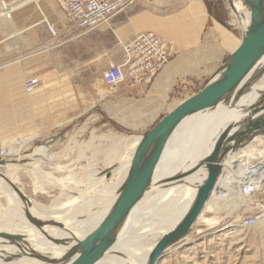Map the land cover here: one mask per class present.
Wrapping results in <instances>:
<instances>
[{"label": "crops", "instance_id": "0c3cea01", "mask_svg": "<svg viewBox=\"0 0 264 264\" xmlns=\"http://www.w3.org/2000/svg\"><path fill=\"white\" fill-rule=\"evenodd\" d=\"M18 1H6L12 10L0 16V146L15 136L19 118L26 119L24 133L35 129L48 142L55 139L57 127L73 120H104L140 131L153 126L203 87L241 39L227 25L233 11L226 6L221 13L217 0H135L74 40L64 35L52 39L41 23V14L54 26V21L64 23L57 4L58 15L51 16L36 7L20 12L31 0ZM148 32L174 42L177 54L146 87L106 85L102 77L107 66L124 61L118 41ZM20 34L28 49L25 59H16ZM29 79L43 84L28 92L24 82Z\"/></svg>", "mask_w": 264, "mask_h": 264}, {"label": "bare ground", "instance_id": "6f19581e", "mask_svg": "<svg viewBox=\"0 0 264 264\" xmlns=\"http://www.w3.org/2000/svg\"><path fill=\"white\" fill-rule=\"evenodd\" d=\"M230 1L233 13L236 15L237 25L242 28L241 32H243L249 24L250 11L243 0ZM261 68H264V57L254 69L255 73ZM258 82L250 87L249 92L239 99L236 106L230 107L220 104L215 109L196 113L188 119L180 143L177 144V151L168 149L171 153L169 160L172 161L168 165L171 171L170 175H160L152 182L150 189L142 200L131 209L120 226L112 247L96 264L147 263L149 254L157 243L150 240L159 235L162 237L182 219L195 196L196 187L204 181L206 171L204 168H199L193 174L176 183L170 181L165 189H159L157 185L164 182L168 177L172 178L186 172L202 161L212 151L217 136L226 125L231 123L235 126L231 132L235 131L238 125H242V120L246 115H244L245 111H241V108L245 110L257 100L260 91L264 90V86L259 87ZM35 138L36 135L29 136L15 146L16 148H6L7 153L5 150L1 151H4L5 156L13 157L20 152L25 144ZM140 139L141 136L135 138L129 150L120 160L114 164H108L106 170L110 169V171L107 173L103 171L104 174L101 177H90L87 181L82 180L81 182L73 181V189L70 186H64L65 181H57L68 194L69 199L66 203L69 204H59L61 207H58L57 204L53 205L54 212L37 207L25 196L26 199L22 201L19 195L0 177V191L5 194V199H7L11 209L9 212L12 213L10 217H0V233L17 237L15 241L0 237V264H49L40 261L37 257H43L46 260H59L68 255L72 247L91 233L110 211L112 204L119 195ZM243 148L241 149L243 150ZM36 150L37 152H32L35 156L34 160L40 155L46 156L48 154L44 148ZM245 153L251 154L252 152L249 149ZM235 157V152H231L223 160L222 164L225 170H231ZM19 162V160L15 162L4 160L0 166L5 170V174L1 175L14 186L16 184L14 174L18 172L19 166H21ZM36 165L33 164L32 166L34 172L37 171L35 169H41L40 165L39 167ZM163 166L165 165H162V168ZM229 184L230 177L226 178L220 187L216 186L213 193L221 192L218 189L228 188ZM20 192L22 193L21 190ZM22 195L24 194L22 193ZM209 203L210 199L206 203L204 211L218 205V202L213 203V206H210ZM168 214L170 216H167ZM58 216L63 218L64 222L69 223L60 224V221L57 220L61 218ZM63 221L62 223H64ZM176 245H172L167 250Z\"/></svg>", "mask_w": 264, "mask_h": 264}, {"label": "rangeland", "instance_id": "374dc122", "mask_svg": "<svg viewBox=\"0 0 264 264\" xmlns=\"http://www.w3.org/2000/svg\"><path fill=\"white\" fill-rule=\"evenodd\" d=\"M6 1L10 0H0V5L1 3L5 4ZM20 1L21 0L17 3H20ZM228 1L229 0L216 1V5L221 13H223L226 6L229 12L233 11ZM26 4L27 5L20 10V12L26 9L33 10L35 7L39 9L41 13L43 10L51 13V16H54L53 12L57 15L59 10L62 12L56 0H31ZM56 4L59 10L56 9ZM13 5V8H16L17 4L14 3ZM11 7L12 6H7L5 9L1 8L0 16L10 15L12 10ZM4 10L8 13L2 15ZM56 14L55 19L57 20L59 16L57 17ZM43 18L47 19V16L41 14L40 20ZM228 21V27L240 38L242 28L237 25L236 15L234 14ZM53 23L56 27H60L59 22L54 21ZM18 41L20 49L16 59H25L28 55V49L26 45H21L22 43L25 44L23 34L19 35ZM39 81L42 85L43 82L41 80ZM258 85L259 87L264 86V77L258 82ZM201 88V86L195 88L192 94L197 93ZM189 96H191V94L185 97L187 98ZM35 109H37V107H35ZM25 121L26 119L19 118L15 136L10 141L2 143L0 149L9 147L16 148L15 146L25 138L32 135H36L37 137L33 141L25 144L17 155L13 157L9 155L4 157L0 156V158L10 160L11 162H15L16 160L20 161L19 164L21 166H19L18 172L14 174V179L16 180L15 186L20 189L24 196L30 199L34 205L51 212L55 211L53 206L55 204H57L58 207H61L59 204H69L66 203L69 199L68 194L57 181L63 180L65 181L63 184L64 186H70L73 189V181L81 182L82 180L87 181L90 177H101L104 174L103 171L105 173L110 171V169L106 170V166L120 160L129 150L136 137L155 125L140 131L134 130L133 128H122L104 120L91 122L90 120L83 119L82 123L81 121L78 122V120H73L63 125V127H57L55 129V139L48 142L42 138L35 129L30 130V128H28L25 131L27 133H24L23 130L25 125L23 123ZM38 148L46 149V154L47 152L48 154L46 156L40 155L36 157V161L33 159L35 158L33 153L37 152L36 149ZM249 149L252 153L254 152L264 157V136L255 138L254 141L246 145L243 150L238 149L234 151L236 157L233 159L231 167L235 165L238 154H246L245 152ZM252 153L246 154V156H252ZM255 156L258 158L257 155ZM33 164H37V167L40 165L41 169H35L37 171L34 172L32 168ZM262 169L263 166L258 165L254 172L257 173ZM0 174H5V170L2 167H0ZM228 177L229 176L226 175L220 178L216 186L220 187ZM228 191L229 187L223 188L221 192H214L212 194L209 205L213 206V203L215 204L218 202L217 207H211L204 211L187 238L173 248L167 250L158 260L157 264H264V221L251 227H241L232 224V220L240 213L236 212L239 201L228 198ZM5 198V194L0 191L1 218L4 216L7 218L12 215V213L9 212L11 209ZM255 198L256 200L264 201V178L259 185V191ZM57 221H60L59 223L62 225L69 223L66 221L64 222L63 218ZM62 221L64 223H62ZM160 238L161 236L159 235L150 241L155 243Z\"/></svg>", "mask_w": 264, "mask_h": 264}, {"label": "water", "instance_id": "95a60500", "mask_svg": "<svg viewBox=\"0 0 264 264\" xmlns=\"http://www.w3.org/2000/svg\"><path fill=\"white\" fill-rule=\"evenodd\" d=\"M228 2L232 8L231 1ZM243 3L250 11V20L247 28L241 32L238 47L197 93L181 101L151 129L140 135V142L132 156L119 195L102 222L76 243L68 255L59 260L37 257L40 261L49 264H96L112 247L120 226L131 209L142 200L152 182L160 175H170L168 165L172 161L169 160V150L177 151V144L180 143L188 119L196 113L215 109L220 104L236 106L239 99L249 92L250 87L262 78L264 68L257 73L254 69L264 57V0H243ZM241 111H245L246 115L242 125H238L233 132L231 130L235 126L231 123L226 125L217 136L212 151L202 161L186 172L168 177L157 185L159 189H165L170 181L176 183L199 168L206 171L205 179L196 187L195 196L184 216L157 241L146 264H156L169 247L181 243L191 233L216 188L223 170L222 162L228 154L253 142L254 137L264 136V90L260 91L256 101L245 110L241 108ZM3 161L0 158V166ZM162 165L165 166L162 168ZM0 177L22 201L26 199L16 186L1 174ZM0 237L17 240V237L5 233H0Z\"/></svg>", "mask_w": 264, "mask_h": 264}, {"label": "built area", "instance_id": "2783aa9c", "mask_svg": "<svg viewBox=\"0 0 264 264\" xmlns=\"http://www.w3.org/2000/svg\"><path fill=\"white\" fill-rule=\"evenodd\" d=\"M56 1L63 12L64 23L56 27L46 18H43L41 23L52 39L64 35L67 36L66 40L78 39L106 24L114 15L135 2V0ZM5 7L6 4L1 3L0 10ZM4 13L6 10L2 15ZM118 46L124 53L123 63L109 64L102 77L104 83L111 87L123 83L146 87L177 54L174 42L151 32L138 34L130 40L118 41ZM24 87L26 91L31 92L40 88L41 83L39 80L29 79L24 82ZM0 156H5L4 151L0 152ZM258 165H262L263 169L256 173L254 171ZM226 175L230 177L228 198L239 201L236 212L240 213L232 220V224L251 227L263 222L264 201L256 200L255 196L264 178V157L254 152L252 156L240 153L231 170L223 169L219 179Z\"/></svg>", "mask_w": 264, "mask_h": 264}, {"label": "trees", "instance_id": "16d2710c", "mask_svg": "<svg viewBox=\"0 0 264 264\" xmlns=\"http://www.w3.org/2000/svg\"><path fill=\"white\" fill-rule=\"evenodd\" d=\"M216 9V5L214 6V10Z\"/></svg>", "mask_w": 264, "mask_h": 264}]
</instances>
